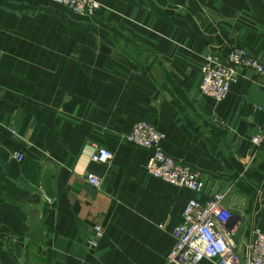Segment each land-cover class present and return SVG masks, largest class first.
I'll use <instances>...</instances> for the list:
<instances>
[{
    "label": "crops",
    "instance_id": "1",
    "mask_svg": "<svg viewBox=\"0 0 264 264\" xmlns=\"http://www.w3.org/2000/svg\"><path fill=\"white\" fill-rule=\"evenodd\" d=\"M97 1L85 16L52 0H0V264H173L185 204L213 193L243 252L264 230V76L241 69L221 101L199 84L209 54L241 47L264 62V0ZM139 120L201 173L202 193L145 171L152 149L125 141ZM97 146L112 152L107 163L91 161ZM34 210L40 245L28 237ZM94 223L105 233L91 251Z\"/></svg>",
    "mask_w": 264,
    "mask_h": 264
},
{
    "label": "built area",
    "instance_id": "2",
    "mask_svg": "<svg viewBox=\"0 0 264 264\" xmlns=\"http://www.w3.org/2000/svg\"><path fill=\"white\" fill-rule=\"evenodd\" d=\"M69 11L93 16L100 7L97 0H52ZM241 69H249L256 75L264 76V62L250 54L246 49L234 47L222 59L218 55L205 56L201 65L200 91L217 101L223 100L230 86L241 76ZM163 134L151 123L139 120L125 135V141L151 148L152 152L145 163V171L151 176L171 184L183 186L194 192L202 193L205 183L201 173L180 160L166 154L160 147ZM262 133L252 137L259 145ZM20 160L23 154L14 152ZM112 152L106 147L97 146L91 161L107 163ZM85 179L94 186L100 178L94 173H86ZM223 193H213L201 202L197 199L187 201L182 212V221L172 231L173 246L167 259L173 264H197L210 260L215 264H264V230L255 227L253 237L241 252L235 243L236 224L232 222L231 209L224 204ZM105 233L104 227L94 223L86 240L89 250L97 248Z\"/></svg>",
    "mask_w": 264,
    "mask_h": 264
},
{
    "label": "water",
    "instance_id": "3",
    "mask_svg": "<svg viewBox=\"0 0 264 264\" xmlns=\"http://www.w3.org/2000/svg\"><path fill=\"white\" fill-rule=\"evenodd\" d=\"M53 172V167L48 162H45L44 169L41 175V186L45 196L48 199H52L54 196V191L51 188L50 175ZM42 229L43 225L39 217V212L34 210L31 212L29 219V233L28 237L34 243L40 245L42 239ZM29 264H36L31 262Z\"/></svg>",
    "mask_w": 264,
    "mask_h": 264
},
{
    "label": "rangeland",
    "instance_id": "4",
    "mask_svg": "<svg viewBox=\"0 0 264 264\" xmlns=\"http://www.w3.org/2000/svg\"><path fill=\"white\" fill-rule=\"evenodd\" d=\"M223 59V58H222Z\"/></svg>",
    "mask_w": 264,
    "mask_h": 264
}]
</instances>
